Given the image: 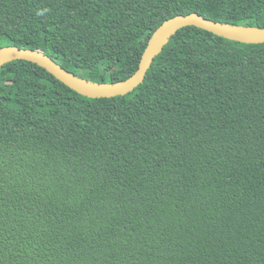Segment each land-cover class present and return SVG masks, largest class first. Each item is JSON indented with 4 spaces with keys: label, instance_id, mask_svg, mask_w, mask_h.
I'll return each instance as SVG.
<instances>
[{
    "label": "trees",
    "instance_id": "obj_1",
    "mask_svg": "<svg viewBox=\"0 0 264 264\" xmlns=\"http://www.w3.org/2000/svg\"><path fill=\"white\" fill-rule=\"evenodd\" d=\"M191 12L264 27V0H0V48L114 83ZM0 264H264V42L182 27L114 97L5 63Z\"/></svg>",
    "mask_w": 264,
    "mask_h": 264
},
{
    "label": "water",
    "instance_id": "obj_2",
    "mask_svg": "<svg viewBox=\"0 0 264 264\" xmlns=\"http://www.w3.org/2000/svg\"><path fill=\"white\" fill-rule=\"evenodd\" d=\"M195 25L217 35L245 43H263L264 27L215 21L197 13L178 14L165 20L152 34L142 55L137 71L125 80L114 83L98 82L68 70L51 56L40 50L7 45L0 48V69L7 62L25 59L36 63L57 79L89 97H114L126 95L144 82L155 57L163 50L171 37L182 27Z\"/></svg>",
    "mask_w": 264,
    "mask_h": 264
}]
</instances>
